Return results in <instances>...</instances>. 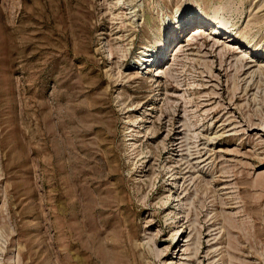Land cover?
<instances>
[{"label":"rangeland","instance_id":"obj_1","mask_svg":"<svg viewBox=\"0 0 264 264\" xmlns=\"http://www.w3.org/2000/svg\"><path fill=\"white\" fill-rule=\"evenodd\" d=\"M263 60L264 0H0V264H264Z\"/></svg>","mask_w":264,"mask_h":264},{"label":"bare ground","instance_id":"obj_2","mask_svg":"<svg viewBox=\"0 0 264 264\" xmlns=\"http://www.w3.org/2000/svg\"><path fill=\"white\" fill-rule=\"evenodd\" d=\"M189 12L190 11L187 10L186 12L183 13L182 17L176 23V29L178 27L181 29L184 23L187 24V23H190L191 21H192V23H199V24L203 23V21H202V13H198L197 16H193V17L190 18L191 14H189ZM168 28H170V27H168ZM220 28H223L221 24H217V26H212L211 29H210V33L209 34L213 35L214 33H219L221 31ZM198 29H200V28L194 29L193 30V34L196 33V35H197V32L200 31ZM161 32H162L161 34L163 35V38L166 37V35L168 33H170V32L166 33L167 32L166 30H162ZM227 38H228L227 40H229V39H230V41L232 40V38L230 37V35ZM164 40L165 39H162V40L158 39V40L155 41V44H154L153 47H151V49H149V50H142V51L139 52V54H138L139 55L138 56V60L136 61L137 62L136 64L138 65L139 68L142 67V66H144L147 63L150 64V65H153L156 62H159L160 57H162V55H163L162 54V49L164 48V43H163ZM180 47H181V45H179V50L178 51H180ZM175 224H177V222ZM178 231H179L178 228L176 230H174L175 234Z\"/></svg>","mask_w":264,"mask_h":264}]
</instances>
